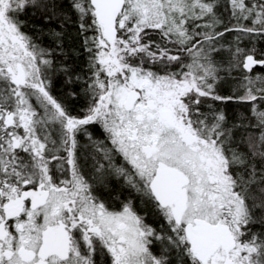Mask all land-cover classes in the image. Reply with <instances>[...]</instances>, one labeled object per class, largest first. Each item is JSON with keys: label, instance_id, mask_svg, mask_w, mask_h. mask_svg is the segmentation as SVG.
I'll use <instances>...</instances> for the list:
<instances>
[{"label": "snow or ice", "instance_id": "1", "mask_svg": "<svg viewBox=\"0 0 264 264\" xmlns=\"http://www.w3.org/2000/svg\"><path fill=\"white\" fill-rule=\"evenodd\" d=\"M0 264H264V0H0Z\"/></svg>", "mask_w": 264, "mask_h": 264}]
</instances>
